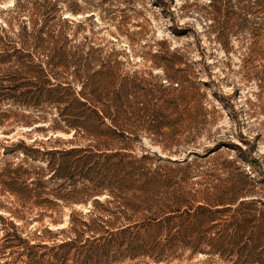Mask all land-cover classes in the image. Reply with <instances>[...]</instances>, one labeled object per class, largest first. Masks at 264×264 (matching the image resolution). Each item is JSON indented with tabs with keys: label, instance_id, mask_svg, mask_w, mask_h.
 I'll return each instance as SVG.
<instances>
[{
	"label": "rangeland",
	"instance_id": "1",
	"mask_svg": "<svg viewBox=\"0 0 264 264\" xmlns=\"http://www.w3.org/2000/svg\"><path fill=\"white\" fill-rule=\"evenodd\" d=\"M55 1L51 24L68 20L71 44L82 54L93 48L89 73L101 71L95 79L102 88L136 79L139 102L122 110L141 107L143 117L133 122L135 117L117 113V106L88 99V90L76 83L72 87L85 99L73 108L86 111L78 119L87 127L73 124L75 117L51 104L27 110L13 98H0V172L8 170L13 178L15 163L27 171L44 167L21 153L33 144L40 149L113 147L149 156L151 169L175 167V184L180 177L187 188L245 181L247 200L264 202V6L251 0ZM15 2L23 6L17 15ZM238 5L248 9L243 17L237 16ZM29 8L25 0H0V78L13 71V32L28 23ZM69 8L80 11L72 14ZM227 10L236 14L228 17ZM11 83L4 81L3 87ZM42 173L50 177L49 171ZM7 181L0 176V264H30L26 245L14 234L30 245H51L69 236L59 229L70 211L90 207L54 200L52 207L22 208ZM13 211L23 218H15ZM50 214L60 215L63 223L51 222ZM120 264L230 263L191 255L177 244L173 256L164 260L140 256Z\"/></svg>",
	"mask_w": 264,
	"mask_h": 264
},
{
	"label": "trees",
	"instance_id": "2",
	"mask_svg": "<svg viewBox=\"0 0 264 264\" xmlns=\"http://www.w3.org/2000/svg\"><path fill=\"white\" fill-rule=\"evenodd\" d=\"M25 1L30 4V19L13 32V71L3 74L6 79L0 78V98H13V103L27 110L40 103L51 104L75 117L73 124L87 127L85 120L78 119L86 111L73 107L84 105L82 91L88 90V99L106 101L118 107L117 113L140 122L141 107L122 110L127 103L134 107L139 102L141 88L136 79L124 78L116 88H102L95 79L101 71L89 73L93 48L82 54L78 45L71 44L68 20L51 24L56 1ZM251 1L264 6V0ZM14 6L17 15L23 6L17 2ZM237 9L239 17L248 13L245 5ZM79 11L69 8L72 14ZM235 14L227 10L228 17ZM4 81L12 83L3 87ZM74 83L80 84L81 92L72 87ZM34 145L23 147L21 153L44 167L27 171L15 163L13 178L8 170L0 172L9 178L5 185L13 184V195L21 207H52L54 200L70 207L90 203V207L86 212L70 211L65 227L59 229L69 236L51 245H30L14 234L16 241L26 245L30 264H120L140 256L160 261L173 256L177 244L191 255L208 254L223 263L264 264V202L247 200L250 194L243 191L247 182L187 188L182 177L175 184V167L165 171L148 167L147 155L137 157L113 147L40 149ZM254 164L250 161L249 166L254 169ZM43 169L50 177L43 175ZM13 216L23 218L17 211ZM49 217L53 223H63L60 215Z\"/></svg>",
	"mask_w": 264,
	"mask_h": 264
}]
</instances>
